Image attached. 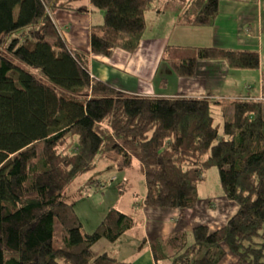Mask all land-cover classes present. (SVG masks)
<instances>
[{
	"label": "trees",
	"instance_id": "16d2710c",
	"mask_svg": "<svg viewBox=\"0 0 264 264\" xmlns=\"http://www.w3.org/2000/svg\"><path fill=\"white\" fill-rule=\"evenodd\" d=\"M82 1L0 0V264H131L92 247L103 237L116 241L133 216L112 206L87 231L70 186L99 160L125 168L135 155L147 207H194L203 170L213 164L236 205L224 225L193 227L191 242L181 230L153 238L156 260L219 264L232 252L231 264H264V101L128 92L96 77L90 54L70 44L52 16L57 8L87 9ZM148 1L89 0L104 13L90 53L134 52ZM218 4L196 0L179 21L213 25ZM192 57L232 68L260 62L255 50L198 46L174 63L175 72L189 75Z\"/></svg>",
	"mask_w": 264,
	"mask_h": 264
},
{
	"label": "crops",
	"instance_id": "0c3cea01",
	"mask_svg": "<svg viewBox=\"0 0 264 264\" xmlns=\"http://www.w3.org/2000/svg\"><path fill=\"white\" fill-rule=\"evenodd\" d=\"M194 1L149 0L144 10L146 27L138 48L132 53L116 48L110 57L90 53L92 27L103 23L104 13L92 7L89 0L83 1L87 5L85 10L57 8L52 16L70 44L89 52L92 73L118 88L157 96H215L225 103L252 97L264 101V0H219L213 25L182 24L179 16ZM198 46L255 50L260 62L256 68H232L223 59L192 57L190 74H177L174 63ZM223 127L220 130L224 134ZM134 159V162H139L136 155ZM213 199L210 198L208 203L215 206ZM143 200L138 210L155 212L151 234L148 233L143 242L139 237L132 236V229L114 242L103 237L105 241H101L102 238L98 240L103 246L97 254L108 252L112 257L131 264H160L163 261L156 260L150 245L153 238L177 230L185 231L189 236L192 228L201 223L215 229L227 223L236 210V205L231 203V209L224 213L221 222L201 221L188 226L187 230L182 223L187 220L192 208L170 211L172 209L147 207ZM173 219L177 221L178 228L162 230L172 225ZM114 246L117 252L111 254ZM132 254L139 257L132 258Z\"/></svg>",
	"mask_w": 264,
	"mask_h": 264
},
{
	"label": "rangeland",
	"instance_id": "374dc122",
	"mask_svg": "<svg viewBox=\"0 0 264 264\" xmlns=\"http://www.w3.org/2000/svg\"><path fill=\"white\" fill-rule=\"evenodd\" d=\"M80 3L84 2L82 1ZM225 125V122L221 123L222 127H225ZM71 145L72 144H70L68 148H71ZM133 150L136 151V149ZM70 189L72 202L77 213L82 218L83 228L87 231H92L101 221L103 215L112 206H115L133 216L135 224L133 228H131V231H133L132 236L136 238L139 237V240L143 242L144 239H146V235L151 232L152 224L155 219V212H141L138 210V205L146 194L145 173L140 162H134L129 167L119 168L114 163L99 160L93 168L77 175L73 179ZM210 198H214L213 201L216 204L215 206L208 203ZM231 203H233V201L228 200L223 190L217 165L213 164L206 166L203 170L202 180L198 183V200L195 206L192 207V210H190L187 220L182 224L184 228L189 230V227L201 221L211 220L212 222L219 223L224 213L231 209ZM169 209H172L170 211L184 210L174 207ZM171 223L172 225L162 230L178 228L176 220L173 219ZM59 237L60 226L57 225V240H59ZM151 237H153V235H151ZM103 239L104 238H102L101 241H105ZM192 239L193 236L189 235V240ZM94 246L92 247V252L94 255H97L102 249L103 244L98 241ZM114 249L115 250H110L111 254L117 252L116 246H114ZM131 256L132 258L139 257V255L135 254ZM235 259L236 256L232 254V252H228L219 264H231ZM168 263L169 261L161 262V264Z\"/></svg>",
	"mask_w": 264,
	"mask_h": 264
}]
</instances>
